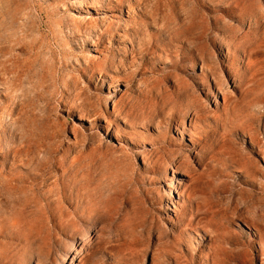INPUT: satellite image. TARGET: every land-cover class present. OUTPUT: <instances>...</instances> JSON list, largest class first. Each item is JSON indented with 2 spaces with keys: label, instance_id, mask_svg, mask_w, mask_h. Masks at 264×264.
I'll return each instance as SVG.
<instances>
[{
  "label": "rangeland",
  "instance_id": "obj_1",
  "mask_svg": "<svg viewBox=\"0 0 264 264\" xmlns=\"http://www.w3.org/2000/svg\"><path fill=\"white\" fill-rule=\"evenodd\" d=\"M0 264H264V0H0Z\"/></svg>",
  "mask_w": 264,
  "mask_h": 264
}]
</instances>
